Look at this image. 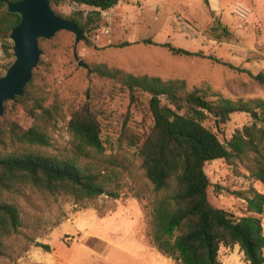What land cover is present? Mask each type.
Returning <instances> with one entry per match:
<instances>
[{
  "label": "rangeland",
  "instance_id": "rangeland-1",
  "mask_svg": "<svg viewBox=\"0 0 264 264\" xmlns=\"http://www.w3.org/2000/svg\"><path fill=\"white\" fill-rule=\"evenodd\" d=\"M237 3L250 10L246 20L231 14ZM54 11L68 19L76 12L87 17L91 9L65 0ZM93 24L77 45L74 35L66 31L40 40L41 55L33 77L45 105L55 103L61 109L50 133V152L68 147L70 112L85 101L90 103L100 122L104 155L114 156L128 167L118 189L119 198L103 194L75 204L68 196L24 190L13 198L22 225L17 234L4 240L0 264H112L107 260L110 249L115 252L113 257L127 261L134 253L127 249L129 254L124 255L115 247L126 248L134 241L143 247L142 237L151 246L146 236V204L150 205L156 195L123 135L124 127L135 133L143 130L142 109L147 97L141 95L137 105H130L128 93L115 81L94 73L95 66L163 80H184L188 88L209 87L233 101L264 100V83L245 72L264 76V0H207V4L204 0H122L101 11ZM217 24L227 33L216 29ZM144 39L201 51L243 71L205 58L174 56L160 46L136 43ZM125 42L131 45L117 47ZM79 61L90 71L78 66ZM10 117L23 128L32 124L21 107L12 108ZM252 122L249 114L236 112L213 131L225 143L236 130ZM253 160L254 155L249 153L243 159L205 164L208 200L214 207L240 217L247 214L243 196L249 195L251 189L264 195V185L250 176ZM136 190L144 195L143 201L134 197ZM260 220L264 232V210ZM134 252L142 254L139 249ZM229 253L247 264L237 251H223L220 256L227 257Z\"/></svg>",
  "mask_w": 264,
  "mask_h": 264
},
{
  "label": "trees",
  "instance_id": "trees-1",
  "mask_svg": "<svg viewBox=\"0 0 264 264\" xmlns=\"http://www.w3.org/2000/svg\"><path fill=\"white\" fill-rule=\"evenodd\" d=\"M16 1L0 0V40L6 58L0 76L12 62L9 34L20 17L8 12L7 4ZM49 1L54 10L65 0ZM67 1L76 7L91 9L87 17L76 12L68 18L86 35L101 11L122 0ZM204 1L207 4V0ZM215 28L227 33L219 24ZM136 43L160 46L174 56L205 58L243 71L213 55L192 52L168 41L155 43L144 39ZM129 45L131 43L125 42L117 47ZM35 70L23 95L5 102L0 117V256L4 240L21 228L20 210L13 198L24 190L68 196L75 204L103 194L118 199L121 179L128 172V167L119 159L104 155L100 122L88 101L70 112L68 147L56 153L48 150L50 133L61 109L55 103L45 105L33 77ZM93 72L118 83L128 93L130 105H137L141 95L147 97L146 107L142 109L143 130L135 133L124 127L123 135L156 195L150 205L146 204L148 243L176 264H220V247L235 245L247 264H264V232L260 220L264 195L251 189L249 195L243 196L247 214L235 217L209 202V179L204 171L206 163L243 159L251 153L254 165L249 168L250 176L264 185V100L233 101L209 87L188 88L184 80L133 75L105 65L95 66ZM245 72L264 83L262 74ZM18 107L32 120L28 128L21 127L10 117L12 108ZM236 112L249 114L253 122L236 130L223 143L213 128L227 123ZM206 122L213 124L208 126ZM133 194L139 201L145 199L138 190Z\"/></svg>",
  "mask_w": 264,
  "mask_h": 264
},
{
  "label": "water",
  "instance_id": "water-1",
  "mask_svg": "<svg viewBox=\"0 0 264 264\" xmlns=\"http://www.w3.org/2000/svg\"><path fill=\"white\" fill-rule=\"evenodd\" d=\"M7 11L19 15L20 19L9 34L13 60L0 76V117L4 103L22 96L31 81L41 55L40 39H51L58 32L66 31L74 35V44L77 45L85 37L84 31L71 20L56 14L49 0H18L8 3ZM78 66L90 71L82 61Z\"/></svg>",
  "mask_w": 264,
  "mask_h": 264
},
{
  "label": "crops",
  "instance_id": "crops-1",
  "mask_svg": "<svg viewBox=\"0 0 264 264\" xmlns=\"http://www.w3.org/2000/svg\"><path fill=\"white\" fill-rule=\"evenodd\" d=\"M142 246H138L139 242H133V245L127 246L126 248H120V247H113L116 252H119L124 255L129 254V250H131L132 255L131 258H128L127 261H124V259H116V257H113V254L115 253L113 250L108 252L107 260L112 264H176L171 258H167L163 255H161L154 247L148 246L147 243H145V240L142 237ZM147 242V241H146ZM137 249L141 250L142 254L139 255L135 253L134 251H137ZM223 251H237L239 252V255L243 258V253L239 250V247L237 245L233 247H220L218 252V260L220 264H244V261H239L238 257H235V255H231L230 253L227 254V257L220 256V253ZM239 256V257H240ZM128 257V256H126ZM244 259V258H243ZM246 262V261H245Z\"/></svg>",
  "mask_w": 264,
  "mask_h": 264
},
{
  "label": "built area",
  "instance_id": "built-area-1",
  "mask_svg": "<svg viewBox=\"0 0 264 264\" xmlns=\"http://www.w3.org/2000/svg\"><path fill=\"white\" fill-rule=\"evenodd\" d=\"M231 14L240 20H246L250 15V10L246 6L237 3L233 6L231 10ZM104 34H106V31ZM5 63H6L5 51L3 48V42L0 40V69Z\"/></svg>",
  "mask_w": 264,
  "mask_h": 264
}]
</instances>
